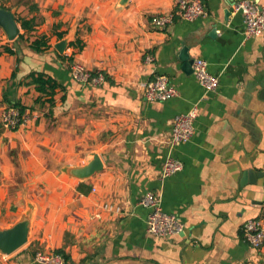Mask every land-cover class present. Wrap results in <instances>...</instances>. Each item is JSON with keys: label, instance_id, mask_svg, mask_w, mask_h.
I'll return each instance as SVG.
<instances>
[{"label": "crops", "instance_id": "crops-1", "mask_svg": "<svg viewBox=\"0 0 264 264\" xmlns=\"http://www.w3.org/2000/svg\"><path fill=\"white\" fill-rule=\"evenodd\" d=\"M177 1L0 0L21 34L19 20L36 19L24 39L9 41L0 28V227L34 207L30 242L0 255V264H37V251L60 249L66 264H264V246L251 248L243 233L249 220L264 225L263 40L245 36L244 16L234 11L240 0H199L206 16L154 26L153 16L174 11ZM43 35L50 47L36 53L30 45ZM76 40L82 50L70 47ZM184 48L219 78L215 92L206 93L193 68L185 71ZM73 63L105 83L77 82ZM33 74L60 85L53 97L30 83ZM157 77L178 96L148 101L144 86ZM16 104L26 122L6 130L3 113ZM195 108L194 136L170 147L173 119ZM93 153L102 171L83 181L65 171ZM169 157L183 169L162 180ZM151 192L184 224L182 234L147 232L150 211L140 200ZM107 203L120 213L106 211Z\"/></svg>", "mask_w": 264, "mask_h": 264}, {"label": "built area", "instance_id": "built-area-1", "mask_svg": "<svg viewBox=\"0 0 264 264\" xmlns=\"http://www.w3.org/2000/svg\"><path fill=\"white\" fill-rule=\"evenodd\" d=\"M234 11L244 16L245 36L247 38L260 37L264 44V7H259L252 0H240L234 6ZM204 5L199 0H178L174 11L166 14L155 15L152 24L158 28H167L177 19L185 22H193L206 16ZM147 62H153L154 58L148 56ZM193 71L196 79L206 93L215 92L219 87V78L210 74L208 64L204 59H196L193 63ZM70 72L74 80L83 85L99 86L105 83L104 75L88 70L83 64L73 63ZM145 97L148 101L165 102L178 96L177 89L166 77H157L145 84ZM198 117L197 109L176 116L172 121V134L169 140L170 147L174 148L188 143L195 134V122ZM25 114L22 115L17 107L7 108L2 116V124L6 130L16 131L26 122ZM182 162L169 157L162 169L161 179L175 176L182 171ZM95 190V189H94ZM140 204L149 209L147 219V232L156 237L170 238L184 232L182 224L174 215L167 214L162 209L161 196L155 193L144 195ZM104 209L111 213H120L121 208L107 203ZM244 240L256 251L264 246V225L260 220H249L243 228ZM37 264H66L63 255L55 252L37 251L34 257Z\"/></svg>", "mask_w": 264, "mask_h": 264}, {"label": "water", "instance_id": "water-1", "mask_svg": "<svg viewBox=\"0 0 264 264\" xmlns=\"http://www.w3.org/2000/svg\"><path fill=\"white\" fill-rule=\"evenodd\" d=\"M0 28L4 31L9 41H15L21 34L15 13L0 8ZM217 29H213L212 36H215ZM69 47V38H65L56 45V49L63 54ZM186 72L192 71L194 60L188 54V49L184 48L180 55ZM104 169L103 162L98 154L93 153L87 164L80 167L67 168L65 171L72 177L79 180H87L97 172ZM34 207L29 205V209L21 215L19 220L8 227H0V255L9 257L24 248L31 239Z\"/></svg>", "mask_w": 264, "mask_h": 264}, {"label": "trees", "instance_id": "trees-1", "mask_svg": "<svg viewBox=\"0 0 264 264\" xmlns=\"http://www.w3.org/2000/svg\"><path fill=\"white\" fill-rule=\"evenodd\" d=\"M19 23L21 25L22 30L24 31V34H20L18 39H24L25 35L27 33L32 32L35 27H36V19H31V20H27V19H20ZM63 38V35H60V39ZM49 44H48V39L47 36L43 35L39 38H37L36 40H34L31 45L30 48L36 52V53H42L46 50L49 49ZM70 47H76L79 48L80 50L83 49V44L81 41L76 40L75 42L70 44ZM3 50L7 53L10 54H15V52L8 47H4ZM1 50H0V56H1ZM65 56H62V58H64ZM31 84L36 85V89L37 91L43 95V96H47V97H53L55 95L56 89L60 87V85L51 77H48L44 74H38L35 75L33 74L31 76ZM51 100V98L49 99V101ZM14 106H18L17 108L20 109L21 114L24 115L25 114V110L24 108H21L19 104H16ZM57 254L63 255L66 262L69 260L68 255L65 254L64 250L60 249V250H56Z\"/></svg>", "mask_w": 264, "mask_h": 264}]
</instances>
